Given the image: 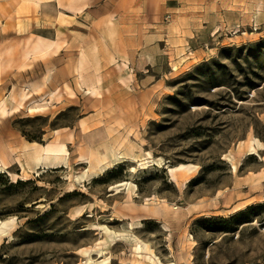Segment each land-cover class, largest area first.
<instances>
[{"label": "rangeland", "instance_id": "rangeland-1", "mask_svg": "<svg viewBox=\"0 0 264 264\" xmlns=\"http://www.w3.org/2000/svg\"><path fill=\"white\" fill-rule=\"evenodd\" d=\"M0 159V264H264V0H0Z\"/></svg>", "mask_w": 264, "mask_h": 264}, {"label": "bare ground", "instance_id": "bare-ground-1", "mask_svg": "<svg viewBox=\"0 0 264 264\" xmlns=\"http://www.w3.org/2000/svg\"><path fill=\"white\" fill-rule=\"evenodd\" d=\"M51 44L50 43H43L42 48L39 49L40 54H47L48 51L50 50ZM94 88H96V86H94ZM95 90V89H94ZM31 96V91H22L20 93V98L21 101L19 102V107H23L22 104L23 102L28 99ZM5 100L1 103V110L3 112H6L5 109ZM263 146V143L261 141H259L257 138H251L249 140L248 143V149L250 150L249 154L255 153L257 151V149H261ZM67 155V148L64 144L61 145H51L48 146L47 148H44V153L42 155V157L40 158V164H42L41 167L43 168H49V167H62L63 166V162H64V158ZM151 154L149 153V156L146 158H142L139 159L138 161L141 162V164H143L145 167H147V164L149 162H151V160H148L149 158H151ZM115 158H118V155H115ZM231 161L233 163V167L235 169H237V165L235 164V162L233 161V158H231ZM153 161V160H152ZM0 162H2V160L0 159ZM89 160H83L80 161V163H88ZM97 168H95L93 170V172L91 174H89V176L92 177H98L100 175H102L103 173L107 172L108 170H110L111 168H114L113 166V161H107L104 162L98 166H96ZM200 169V165L195 164V163H179L176 166L173 167H169V173L171 175V179L173 181H175L177 184L181 185L182 188H185L187 186V184L191 181V174L193 173H197ZM0 172H6L9 175L12 176L14 181L20 180V179H24L22 176H20L17 173H11L8 170V166H6V164L4 163L3 165L0 166ZM130 183L128 181H121L118 182L116 184H113L111 186L112 191H114V193H120L122 189L126 188L130 189V187H128ZM181 209L180 206L177 205H169L168 207H166L164 209V212L167 216H176L179 212V210ZM17 224V219L16 217L13 218H9V219H5V220H0V241L7 236H12V231L13 229H15ZM117 235H123V233H117ZM136 250L138 252V254L140 255V257L142 258V262L141 264H146L145 261L148 260L150 262H155L158 264H166L162 261V259L157 255V253L155 252L154 248L151 246L150 243L145 242L143 240H141L140 238L137 237V244H136ZM80 251L82 252V254L84 255V257H86L85 263L86 264H112V261L110 259L109 256H105L104 255L107 253L106 249H104L101 246H96L93 247L92 250H88L85 248L80 249ZM93 254H97L100 257H104L103 259H101L100 261L94 262V257ZM173 264V263H171Z\"/></svg>", "mask_w": 264, "mask_h": 264}, {"label": "crops", "instance_id": "crops-1", "mask_svg": "<svg viewBox=\"0 0 264 264\" xmlns=\"http://www.w3.org/2000/svg\"><path fill=\"white\" fill-rule=\"evenodd\" d=\"M14 164H19V163H14ZM20 166V165H19Z\"/></svg>", "mask_w": 264, "mask_h": 264}]
</instances>
